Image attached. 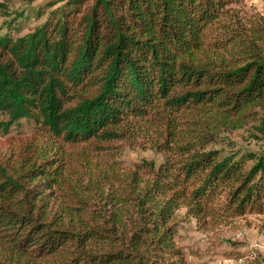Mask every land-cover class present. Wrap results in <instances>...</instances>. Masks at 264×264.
<instances>
[{"label":"trees","instance_id":"1","mask_svg":"<svg viewBox=\"0 0 264 264\" xmlns=\"http://www.w3.org/2000/svg\"><path fill=\"white\" fill-rule=\"evenodd\" d=\"M239 2L0 6V132L25 121L45 139L19 170L0 164V264H186L182 210L264 216V152L214 149L250 123L264 135V16ZM136 124L159 134V166L98 171L66 151L101 153Z\"/></svg>","mask_w":264,"mask_h":264},{"label":"rangeland","instance_id":"2","mask_svg":"<svg viewBox=\"0 0 264 264\" xmlns=\"http://www.w3.org/2000/svg\"><path fill=\"white\" fill-rule=\"evenodd\" d=\"M30 1L0 0V6L11 11L27 12L46 6L54 0ZM233 8L242 19L254 20L258 16H264V0H240ZM44 20L45 18L41 21L29 20L25 33ZM3 22L0 14V29ZM259 123H250L242 130L222 133L214 149L221 153L231 150L263 153L264 135L256 129ZM158 136L153 130L136 124L132 127L128 140L107 144L101 153L85 147L67 148L66 151L71 152L74 157L87 153V159L98 171L105 170L114 163L130 169L143 163L157 167L166 159V155L157 147L162 142ZM44 140L42 132L25 121L19 122L5 134L0 132V164L10 172L19 170ZM54 206L56 210L60 209L58 204L55 203ZM181 212L186 221L178 226L175 241L184 250L186 264H251L255 260L264 264V216L250 214L215 223L184 217V211Z\"/></svg>","mask_w":264,"mask_h":264}]
</instances>
